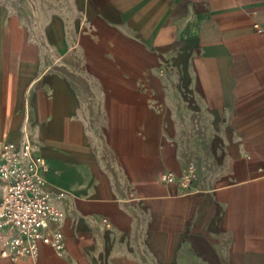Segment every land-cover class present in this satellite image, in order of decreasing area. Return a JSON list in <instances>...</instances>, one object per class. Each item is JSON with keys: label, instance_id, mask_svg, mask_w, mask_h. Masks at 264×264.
I'll list each match as a JSON object with an SVG mask.
<instances>
[{"label": "crops", "instance_id": "0c3cea01", "mask_svg": "<svg viewBox=\"0 0 264 264\" xmlns=\"http://www.w3.org/2000/svg\"><path fill=\"white\" fill-rule=\"evenodd\" d=\"M7 141L63 194L64 254L0 264H264V0L0 4Z\"/></svg>", "mask_w": 264, "mask_h": 264}, {"label": "built area", "instance_id": "2783aa9c", "mask_svg": "<svg viewBox=\"0 0 264 264\" xmlns=\"http://www.w3.org/2000/svg\"><path fill=\"white\" fill-rule=\"evenodd\" d=\"M47 169L44 160L26 145L7 141L0 146V177L6 182L0 203V257L10 261L34 259L41 244L52 247L58 256L64 254L63 234L58 226L63 218V194L45 188L43 173ZM196 178L193 164L180 175L169 171L159 175L161 182L178 185L182 193ZM52 222L57 225L51 227Z\"/></svg>", "mask_w": 264, "mask_h": 264}, {"label": "rangeland", "instance_id": "374dc122", "mask_svg": "<svg viewBox=\"0 0 264 264\" xmlns=\"http://www.w3.org/2000/svg\"><path fill=\"white\" fill-rule=\"evenodd\" d=\"M43 0H0V4H8L15 8H20L26 11L28 8L36 10L37 8L42 7Z\"/></svg>", "mask_w": 264, "mask_h": 264}]
</instances>
